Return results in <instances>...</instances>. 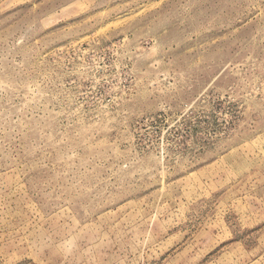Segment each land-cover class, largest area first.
<instances>
[{
	"label": "rangeland",
	"instance_id": "1",
	"mask_svg": "<svg viewBox=\"0 0 264 264\" xmlns=\"http://www.w3.org/2000/svg\"><path fill=\"white\" fill-rule=\"evenodd\" d=\"M0 264H264V0H0Z\"/></svg>",
	"mask_w": 264,
	"mask_h": 264
}]
</instances>
